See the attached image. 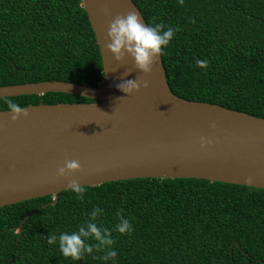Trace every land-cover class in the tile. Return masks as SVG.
I'll return each mask as SVG.
<instances>
[{
	"label": "trees",
	"instance_id": "obj_1",
	"mask_svg": "<svg viewBox=\"0 0 264 264\" xmlns=\"http://www.w3.org/2000/svg\"><path fill=\"white\" fill-rule=\"evenodd\" d=\"M131 1L146 25L181 29L160 56L172 95L264 120V0ZM197 60H208L207 69ZM101 77L80 0H0V87L47 81L95 87ZM7 99L21 107L91 102L22 95L0 98V111H9ZM86 189L83 201L69 189L53 204L45 196L0 207V264H264L262 189L197 179ZM95 207L104 210L96 223L112 230L115 260L94 251L74 261L58 241L47 243L49 234L78 231ZM118 213L130 221V235L115 230Z\"/></svg>",
	"mask_w": 264,
	"mask_h": 264
},
{
	"label": "water",
	"instance_id": "obj_2",
	"mask_svg": "<svg viewBox=\"0 0 264 264\" xmlns=\"http://www.w3.org/2000/svg\"><path fill=\"white\" fill-rule=\"evenodd\" d=\"M80 4L102 77L95 87L62 81L0 87V98L61 93L91 100L29 105L23 107L29 117L15 123L9 111H0V207L45 196L53 204L70 189L68 179L56 174L66 158L80 162L82 171L69 179L85 187L133 179H197L264 190V120L172 95L160 58L150 74L140 73L130 57L118 63L105 40L114 16L130 10L139 14L131 0ZM137 76L148 82L147 89L132 95L118 89ZM201 137L211 144L201 147Z\"/></svg>",
	"mask_w": 264,
	"mask_h": 264
},
{
	"label": "clouds",
	"instance_id": "obj_3",
	"mask_svg": "<svg viewBox=\"0 0 264 264\" xmlns=\"http://www.w3.org/2000/svg\"><path fill=\"white\" fill-rule=\"evenodd\" d=\"M179 3L183 5L184 0H179ZM179 31H181L179 26L175 28L168 26L165 30V25L162 22L154 26L146 25L136 11L130 10L126 14L114 16L110 21L105 48L118 63L122 64L126 57H130L140 73L150 74L158 58L164 54V49L170 44L175 33ZM197 66L207 69L209 61L197 60ZM128 74L126 72L124 75ZM148 86V82L140 76L133 80H125L117 85L118 89L127 95L139 92L141 87L147 89ZM5 103L13 123L21 117L25 119L29 117L30 113L27 108L21 107L11 99H7ZM212 127L215 128L216 125L213 124ZM200 143L201 147H206L211 144V140L201 137ZM81 171V164L78 160L66 158L64 166L59 167L56 174L57 177L68 179V188L76 194L78 200L83 201L87 191L86 187L82 186L79 180L69 179L71 175ZM247 183H253L252 177L247 178ZM103 214L102 208L95 207L90 213V219L82 224L78 231L71 234L62 233L59 236L49 234L47 243L53 245L58 241L62 255L74 261L82 260L86 254H91L94 251H104L105 254L101 259L105 261L115 260L118 253L113 250L116 241L112 236V230L96 223L97 218ZM117 215L119 223L116 224L115 230L120 234L130 235L133 231L130 221L125 219L121 213ZM89 240H94L96 243H88Z\"/></svg>",
	"mask_w": 264,
	"mask_h": 264
}]
</instances>
